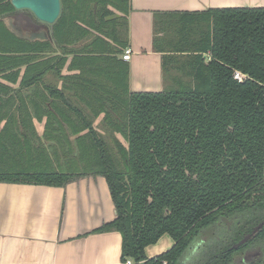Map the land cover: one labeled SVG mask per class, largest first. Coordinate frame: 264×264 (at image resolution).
Instances as JSON below:
<instances>
[{
  "label": "trees",
  "instance_id": "16d2710c",
  "mask_svg": "<svg viewBox=\"0 0 264 264\" xmlns=\"http://www.w3.org/2000/svg\"><path fill=\"white\" fill-rule=\"evenodd\" d=\"M129 1L60 0L48 38L34 40L5 24L17 10L0 0V183L103 178L116 215L91 233L118 232L122 263L264 264V8L205 12L197 41L170 22L169 49L195 54L164 56L163 70L172 59L192 84L130 92L116 58ZM163 236L172 246L147 258Z\"/></svg>",
  "mask_w": 264,
  "mask_h": 264
},
{
  "label": "crops",
  "instance_id": "0c3cea01",
  "mask_svg": "<svg viewBox=\"0 0 264 264\" xmlns=\"http://www.w3.org/2000/svg\"><path fill=\"white\" fill-rule=\"evenodd\" d=\"M129 2L127 47L116 58L127 65L130 92H160L192 84L185 70H174L176 61L170 60V69L166 73L162 66L164 56L184 60L188 54H195L173 53L169 49V38L180 29V24L186 22V32L191 36L189 40L197 41L199 30L204 28L202 23L205 26L209 23L205 12L264 8V0ZM157 15L162 16L161 23L165 25L160 24L162 30L157 34L155 50L153 20ZM32 21L34 26L27 25L23 19L18 21L25 27L21 36L31 39L35 35L34 40L47 39L48 28L34 19ZM170 22L173 23V34L168 36L163 31L168 30ZM125 50L130 51L127 62L121 59ZM70 59L68 57V62ZM75 73L65 68L62 71L63 75ZM115 215L107 184L100 177L80 179L64 188L0 183V264H124L120 261L122 239L118 232L91 233L112 221ZM172 244L170 238L165 240L168 249ZM154 245L145 249L147 258L154 254L148 252Z\"/></svg>",
  "mask_w": 264,
  "mask_h": 264
},
{
  "label": "water",
  "instance_id": "95a60500",
  "mask_svg": "<svg viewBox=\"0 0 264 264\" xmlns=\"http://www.w3.org/2000/svg\"><path fill=\"white\" fill-rule=\"evenodd\" d=\"M11 5L17 11H28L36 22L44 26L53 24L60 13V0H11ZM20 16H23V13L13 15L10 18L23 19L27 25L34 26L31 17L24 15L22 18Z\"/></svg>",
  "mask_w": 264,
  "mask_h": 264
},
{
  "label": "rangeland",
  "instance_id": "374dc122",
  "mask_svg": "<svg viewBox=\"0 0 264 264\" xmlns=\"http://www.w3.org/2000/svg\"><path fill=\"white\" fill-rule=\"evenodd\" d=\"M14 20H16V17L14 18V19H12V20H9V21H6L5 20V24L10 28V29H12L11 27H10V25H12L13 23H15V21ZM13 31L15 30V28L13 27V29H12ZM15 31H17V30H15ZM36 37L37 36H32L31 37V39H36ZM168 69H170V68H168ZM168 90H170V89H168ZM101 118H102V116L101 117H99L97 120H95V122H94V128L97 130V131H99V132H101V133H103L104 134V132H103V130L101 129V126H100V120H101ZM35 128H36V131L38 132V134H41L42 133V131H43V126H41V125H38V124H35ZM105 135V134H104ZM118 140H119V142L122 144V145H124L125 147H126V143H125V141L118 135V134H115L114 135ZM106 137H107V135H106ZM112 150H113V152H115V148L112 146ZM167 238H169V237H164V239H160L157 243H156V245H154L151 249H150V251H148L149 253H154V254H152L150 257L152 258V257H154V255H159V254H161V253H163V252H165L166 251V246H165V240H167ZM168 249V248H167Z\"/></svg>",
  "mask_w": 264,
  "mask_h": 264
},
{
  "label": "flooded vegetation",
  "instance_id": "af4514ba",
  "mask_svg": "<svg viewBox=\"0 0 264 264\" xmlns=\"http://www.w3.org/2000/svg\"><path fill=\"white\" fill-rule=\"evenodd\" d=\"M20 13H23V16L24 15H27V16H29V17H31L32 19H34L33 17H32V15L28 12V11H26V10H21V11H17L14 15H18V14H20ZM13 16V15H12ZM23 16H20V17H23ZM11 17V16H10ZM10 17H7L5 20L6 21H9V20H12V18H10ZM19 17V16H18ZM15 21V23H13L12 25H10V27L13 29V27L15 28V30H17V31H15L14 30V32L16 33V34H18V35H20L21 36V34L22 33H24L25 31V27H22L21 26V23H18V19H16V20H14ZM20 25V26H19ZM24 38V37H23ZM256 256H258V253L257 252H248V253H246L244 256H243V261H249V262H251V261H253L254 260V258H256Z\"/></svg>",
  "mask_w": 264,
  "mask_h": 264
},
{
  "label": "built area",
  "instance_id": "2783aa9c",
  "mask_svg": "<svg viewBox=\"0 0 264 264\" xmlns=\"http://www.w3.org/2000/svg\"><path fill=\"white\" fill-rule=\"evenodd\" d=\"M121 59L124 61V62H127L129 61L130 59V51L129 50H125L124 51V54L122 55ZM242 75H240L239 72H234V78L237 79V80H241L242 79ZM124 264H133L130 260H126Z\"/></svg>",
  "mask_w": 264,
  "mask_h": 264
}]
</instances>
